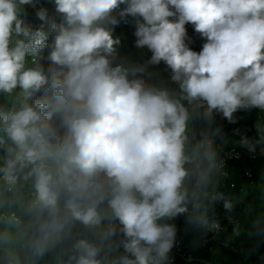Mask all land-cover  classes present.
<instances>
[{
  "label": "clouds",
  "instance_id": "clouds-1",
  "mask_svg": "<svg viewBox=\"0 0 264 264\" xmlns=\"http://www.w3.org/2000/svg\"><path fill=\"white\" fill-rule=\"evenodd\" d=\"M50 3L0 0V264H171L166 221L219 232L207 212L220 200L244 204L233 237L264 233V169L225 196L228 173L197 137L215 113L257 108L259 139L241 144H264V0ZM123 17L149 58L121 55Z\"/></svg>",
  "mask_w": 264,
  "mask_h": 264
},
{
  "label": "trees",
  "instance_id": "trees-1",
  "mask_svg": "<svg viewBox=\"0 0 264 264\" xmlns=\"http://www.w3.org/2000/svg\"><path fill=\"white\" fill-rule=\"evenodd\" d=\"M40 3L49 8L51 15L54 6L50 0H40ZM26 12L28 18L39 26L41 22L35 17L34 10L26 6ZM118 19L119 23L114 27V35L121 38V55L132 54L135 59L141 60L149 58L151 53L147 48L134 47L133 18ZM185 27L188 33L186 43L194 51H200L204 39L195 32L191 24H186ZM156 67L159 70L166 68L163 62ZM259 115L260 110L257 108L238 110L233 114L235 122L231 123L221 114L215 113L214 121L210 126L197 124V137L204 134L212 140L217 159L222 161V167L228 173L218 183V190L225 196L238 197L243 189L251 187L259 180L261 170L264 169V154L261 153L264 144H257L255 152H250L241 144L243 136H247L252 141L259 139L255 128ZM243 207V203L236 204L234 210L229 212L223 207L222 200L212 203L207 214L210 219L219 221L221 225L219 232L209 231L195 223L187 213L166 221L176 226L175 241L179 240L184 245L181 253L175 255L172 264H264V233L256 232L250 236L245 230L238 237L232 235L234 224L228 217L231 216L234 220L245 224ZM187 252L192 257L180 256L182 253L185 256Z\"/></svg>",
  "mask_w": 264,
  "mask_h": 264
},
{
  "label": "built area",
  "instance_id": "built-area-1",
  "mask_svg": "<svg viewBox=\"0 0 264 264\" xmlns=\"http://www.w3.org/2000/svg\"><path fill=\"white\" fill-rule=\"evenodd\" d=\"M232 155V154H231ZM231 155H228V156H231ZM234 155V154H233ZM236 155V154H235ZM216 221H218V220H216ZM219 222V221H218ZM182 247H184V245L179 241V240H176L175 241V243H174V247H173V249L171 250V252H170V261H171V264L174 262V260H175V255L176 254H178L179 255V253H181L180 251H181V248ZM180 256H182V257H185V258H190V257H192L191 256V254L190 253H186V255L184 256V253H182Z\"/></svg>",
  "mask_w": 264,
  "mask_h": 264
}]
</instances>
